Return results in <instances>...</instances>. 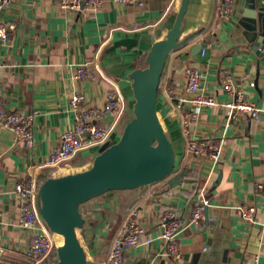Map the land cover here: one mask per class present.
Here are the masks:
<instances>
[{
	"label": "crops",
	"instance_id": "crops-1",
	"mask_svg": "<svg viewBox=\"0 0 264 264\" xmlns=\"http://www.w3.org/2000/svg\"><path fill=\"white\" fill-rule=\"evenodd\" d=\"M222 0H190L183 21V37L203 29L166 62L158 98L159 115L177 153V171L187 169L175 189L164 192L166 182L109 192L81 207L86 218L83 233L90 256L88 264H104L129 211L138 208L145 234L139 247L127 254L128 264H264V47L255 48L245 19L248 4L259 12L264 0H234L227 17H219ZM181 0H147L144 7L114 5L105 0L97 11H67L59 0H17L3 19L10 37L0 44V107L23 114L37 112L34 146L26 147L10 131H0V258L1 264H31L25 250L30 240L19 227V199L13 187L19 178L61 176L92 166L100 148L85 149L55 173L44 167L49 154L73 126L70 96L85 93L87 104L105 106L120 93L124 111L111 137L118 143L133 118L134 98L130 76L147 67L155 42L172 30ZM198 45L204 48L196 53ZM263 45V44H261ZM206 51L205 56L202 55ZM95 64L96 76L77 81L82 65ZM201 71V91L217 102L230 99L222 79L230 75L245 99L261 110V119L239 114L226 127L227 111L220 106L201 110L192 136L223 141L220 162L193 155L182 130V117L190 107L178 109L188 98L187 70ZM115 115H110L112 122ZM106 120V122H108ZM206 202L205 216L191 222L192 210ZM254 206L255 222L242 218L238 207ZM167 209L182 214L179 235L181 257H170L161 238L162 215ZM187 213V220L183 215ZM151 239L152 242L147 243Z\"/></svg>",
	"mask_w": 264,
	"mask_h": 264
},
{
	"label": "built area",
	"instance_id": "built-area-1",
	"mask_svg": "<svg viewBox=\"0 0 264 264\" xmlns=\"http://www.w3.org/2000/svg\"><path fill=\"white\" fill-rule=\"evenodd\" d=\"M17 0H0V44L5 45L10 37L9 27L3 19L5 9ZM105 0H59V5L67 11H79L86 9L97 11ZM114 5H137L144 7L147 0H110ZM234 0H222L219 5V17L225 18L233 10ZM203 50L202 55L205 56ZM82 65L77 68L75 79L91 80L96 76L94 66ZM202 74L198 68L192 67L187 70V94L188 98L180 100L178 109L190 107L183 114L182 130L190 152L196 157H201L218 163L221 159L223 141L220 142L200 140L192 136L193 125L199 120L201 110L204 108L220 106L227 111L226 127L232 121L237 120L239 114L250 115L256 120L261 118V110L256 104L247 101L241 90H238L233 78L229 75L223 77L224 90L229 96L226 103H219L213 96H206L201 91ZM71 111L73 113V126L64 132L61 144L55 148L46 159L44 167H49L59 172L66 164L75 159L83 150L90 148H101L102 145L111 141L121 114L124 111L122 95L111 94L105 106L94 107L87 104L84 92L75 91L70 96ZM37 112L23 114L19 111H5L0 107V131L12 132L17 140L26 147L34 146V126ZM115 115L112 122L108 121L110 115ZM106 120L108 122H106ZM39 179L36 174L31 173L28 177L19 178L13 187V193L19 199V227L30 236L25 250L31 264H55L57 259L56 247L57 237L50 231L38 209ZM264 189L263 184L258 183L256 190ZM206 202L201 201L192 210L191 222L198 223L205 216ZM245 222H255L254 206L241 205L238 207ZM138 208L129 211L118 234L113 241L111 254L104 264H128L127 254L139 247L142 236L146 233L144 226L139 221ZM183 225L182 214L177 210L167 209L162 215V235L166 241L170 257L177 260L181 257L182 250L178 243L179 235ZM152 242L151 239L147 243ZM55 258L52 260V256Z\"/></svg>",
	"mask_w": 264,
	"mask_h": 264
},
{
	"label": "water",
	"instance_id": "water-1",
	"mask_svg": "<svg viewBox=\"0 0 264 264\" xmlns=\"http://www.w3.org/2000/svg\"><path fill=\"white\" fill-rule=\"evenodd\" d=\"M190 0H181L172 30L154 43L147 57V67L131 76L133 118L124 128L118 143L111 141L99 149L92 166L81 172L52 176L38 190V209L50 231L63 238L56 247L55 264H88L89 248L83 233L86 218L81 207L109 192L137 190L166 182L175 189L186 177L187 169L177 171V153L159 115V91L166 62L173 52L201 35L203 29L183 37V21ZM245 19L253 33L255 48L264 47V10L248 4ZM263 44V45H261ZM204 46L198 45L196 53ZM187 220V213L183 215ZM3 254L0 252V258ZM1 264V263H0Z\"/></svg>",
	"mask_w": 264,
	"mask_h": 264
},
{
	"label": "trees",
	"instance_id": "trees-1",
	"mask_svg": "<svg viewBox=\"0 0 264 264\" xmlns=\"http://www.w3.org/2000/svg\"><path fill=\"white\" fill-rule=\"evenodd\" d=\"M160 92H161V88H160L159 94H160ZM50 177H51V175H46V176L39 177L38 179H39L40 185L42 183L46 182V180H48ZM54 258H55V255H54V257L52 256V260H54Z\"/></svg>",
	"mask_w": 264,
	"mask_h": 264
},
{
	"label": "bare ground",
	"instance_id": "bare-ground-1",
	"mask_svg": "<svg viewBox=\"0 0 264 264\" xmlns=\"http://www.w3.org/2000/svg\"><path fill=\"white\" fill-rule=\"evenodd\" d=\"M57 240L59 245L63 243V238L61 236H57Z\"/></svg>",
	"mask_w": 264,
	"mask_h": 264
}]
</instances>
